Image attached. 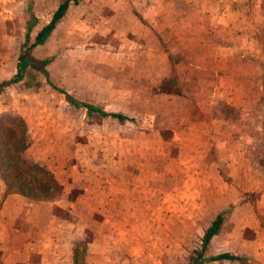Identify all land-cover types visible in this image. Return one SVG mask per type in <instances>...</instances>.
<instances>
[{
	"label": "rangeland",
	"instance_id": "rangeland-1",
	"mask_svg": "<svg viewBox=\"0 0 264 264\" xmlns=\"http://www.w3.org/2000/svg\"><path fill=\"white\" fill-rule=\"evenodd\" d=\"M61 1L63 0H0V39L5 41L2 43L5 51L0 54V67L4 71L13 61L16 62L13 57L17 56L18 46L23 45L24 49L32 42L36 32L48 23L53 9ZM130 1L135 2L113 1L118 2L120 8V21L111 24V29L118 31V38L103 40L104 45H101L105 49L104 56L98 58L95 53L84 52L85 48L94 44L90 39L82 44L71 41L80 39L82 34L90 38L89 32L92 31L89 25H93L92 22L89 19L81 21L88 3L95 5L111 3L112 0H86L85 3L79 2L76 5L69 3L64 13L67 19L63 15L62 24L54 27L50 34L58 29L44 46L46 53L53 50V56L47 58L53 59L54 54L58 56L44 70L49 74L52 68L54 75L48 80L60 87L65 86L66 70L72 74L73 80L69 82L77 83L86 79L95 82L99 70L96 68L103 66L104 74L99 75L104 77L105 103L113 100V91L115 96L119 92L120 98L115 97V100L120 102L121 110L117 113L126 117L127 121L117 122L111 118H102L95 112L88 113L83 124L88 132L82 134L81 130L78 131L73 154H69L66 149L70 142L65 137V132L59 125L48 124L49 132L42 133L45 142L37 141L39 146L35 149L50 153L48 157L55 163L54 166L67 168L73 164L77 170L92 169L93 172H87L90 179L100 176L107 178L103 166L107 169L106 172L111 169L113 177L123 182L137 179L136 188H130L136 194V221L134 218H126L128 215L122 210L127 207H122L125 201L117 199L115 207H107L110 211H106L109 216L106 221L109 220L107 226H110V232H106V236L111 239L106 238L102 242L107 246L104 249L107 260L120 258V250H115V246L119 243L118 246L123 247L121 242L128 239V228L134 226L135 221L134 237L137 243L133 244L136 250L132 254L127 252L129 258L136 264H144L145 259H151L156 264H185L193 255L192 251L198 250L202 234L214 216L225 213L218 231L220 237L215 239L211 247L207 245L204 256L228 253L244 261L221 264H264V87L260 83L264 79V73L258 74V59L255 57L257 43L249 41L244 44V39L238 38V27H232V32H228V28L207 25V21L213 24L217 20L214 13H217L215 9L218 5L228 2L233 5L229 19L232 18L236 23L244 20L241 8L248 4L244 15L254 21L257 14L252 6H261L264 0H192L209 8V11H200L197 7L199 10L195 12L202 13L199 20L204 22L203 25L183 29L185 39L193 40L185 44L191 48L194 46L199 51L197 58L193 59L178 54L183 48L182 44H176L175 35H172L170 43L161 45V38L154 31L153 41L148 42L146 38V42L141 43L142 47H137L135 41L137 38V44L138 41H143V37L139 36L144 35L146 27L134 25L127 19L129 11L126 6ZM151 3L154 10L158 9L165 14L168 23V20L176 19L179 9L186 2L151 0ZM95 12H90L94 18L97 14ZM210 14L212 15L209 16ZM27 22L32 23L28 32ZM174 23L176 22L169 21L168 24ZM166 29L174 34L179 30L175 27ZM133 32H137L138 37ZM26 33L27 41L24 40ZM224 36L232 38L237 49L240 48V53L244 51V57L250 54L247 63L235 58L222 67L218 56L222 53L220 45L224 41L219 42L225 39ZM152 48L154 52V48L167 52V64L162 67L160 59L154 57L153 73L149 74V59L143 54ZM13 49L15 54L12 53ZM31 51L32 49L28 52L29 55ZM214 54L216 59H210ZM241 56H238L239 59ZM40 62L32 59L27 65L36 69L42 67ZM192 63L198 68L190 65ZM233 66L249 68L254 73L250 72L247 76H240L239 73L233 78L230 75L224 77L207 73L208 69L211 72L214 69L223 72L225 67ZM86 69L91 71L87 77L84 75L87 71L81 74ZM25 72L26 84L42 91L48 88L43 77L32 69L27 68ZM181 73L193 74V86H197L195 91L188 90L186 96L182 95L181 90L189 84L181 80ZM247 77L250 87L245 92L253 102L246 110L226 105V98L244 100V90L232 91L228 86H246ZM162 89L176 91V94L165 93ZM10 93L8 98L12 100L14 92ZM44 97L51 98L49 91ZM102 108H105L104 112L111 113L109 110L112 107L106 105L100 109ZM185 115L198 120L199 116H205L206 121L188 123L189 132L185 136L176 132L177 136L171 139V127H176L177 119ZM212 118H227L231 128L225 122L214 123ZM74 124L78 125L77 122ZM208 130H215L212 139L207 136ZM58 150H66V153L58 155ZM116 164L117 170L114 169ZM111 172L109 176L112 178ZM76 173L79 177L80 173ZM73 194V191L63 193L61 199L56 200L65 202L72 199ZM122 196L127 198L128 194L122 193ZM144 203L146 205L143 208L139 207ZM53 213L60 214L59 207L54 208ZM115 213L122 217L112 218L111 214ZM88 236L90 240V234ZM82 250L81 246L76 249L79 257L75 264H82ZM36 260L37 258H31L28 264H37Z\"/></svg>",
	"mask_w": 264,
	"mask_h": 264
},
{
	"label": "crops",
	"instance_id": "crops-1",
	"mask_svg": "<svg viewBox=\"0 0 264 264\" xmlns=\"http://www.w3.org/2000/svg\"><path fill=\"white\" fill-rule=\"evenodd\" d=\"M113 1L114 0H112L111 3H96L95 5H90L88 3L86 10L81 15L82 22H84L83 19H89L93 24L89 25L92 31L89 32L90 38H88L85 34H82L81 36L78 35L80 36V39L75 38L71 42L82 44L83 42H88V39H90L91 42H94L92 46L85 48L84 52L86 54L95 53V55L100 58L101 56H104L105 53V49L101 45L104 43L103 40L105 41L110 37H114L113 40L118 38V31L115 28L112 30L111 24L116 21H120L118 20L120 19V16L118 15V10H120V8L119 3ZM183 1L186 3H184L182 8L179 9V15L176 19L174 17V21L173 18L172 20H168V23L169 21L176 22L174 24L166 23L167 20L165 14L156 8V10H154L151 0H135V2L130 1V3L126 6V10L129 11L127 19H129V21L134 25H143L146 27L144 35L139 36L143 37V41H138L139 43L137 44V38L135 45L137 47H142L141 43L146 42V40H144L146 38L148 42L153 41L152 35L154 31L161 38V45L166 42L170 43L172 35H175L176 44H182L183 48L180 52H178V54L180 53L184 56H188L190 59L195 58L199 51L194 46L191 48L190 45L185 44L192 42L193 40L188 41L185 39L183 29L184 27H195L199 24L203 25L204 22L199 20L201 18L200 14L202 13L195 12L199 9L200 11L203 9L209 11V8L206 9L195 1L192 2V0ZM81 2L83 4L86 0H82ZM216 6L217 4L215 7ZM247 6L248 4L242 6L241 8L244 20H239L240 22L236 23L234 20H231L232 18H228L229 14H232L233 12V5L231 2H228V4L225 5H218V8L215 9L217 13H214V17H216L217 20H215L213 24H209L207 21V25L225 27L228 28V32H232V27H238V38L240 37L242 40L244 39V44L249 41H251V43L252 41H255L257 43L255 57L258 59V74H263L264 4H261V6L257 4V7L255 5L252 6V8H255L254 10L257 14V17L254 19L255 22L245 16ZM197 7H199V9ZM93 10L97 13L95 14L96 18L90 14ZM211 15L212 14L209 16ZM209 18H207V20ZM62 19L63 18H61L55 26L59 27V25L62 24ZM64 19H67L66 14L64 15ZM82 24L83 23H81V25ZM166 27H175L179 30L174 34L172 31H168ZM55 31L48 35L42 44L35 46L32 49L31 54L28 55L30 60L34 59L38 62L41 61L40 65H42V62L46 61L42 67H37L35 69L34 67L26 65L22 72V78L16 84H8L6 86L2 84H5L15 73L16 62L13 61L12 65H10L6 71L0 67V85H2V87H0V118H18L24 122L27 145L22 156L32 163L45 164V168L51 173L54 181L60 188L59 194L54 199L50 201H34L15 194H4V187L0 181V264H28L31 262V258H37V264H75L73 258L74 253L75 258L79 257L78 252H75L78 246H81L83 249L81 256L82 264H136L135 261L128 257L127 252L128 254L134 253L136 248L133 243H137V240L134 237L136 233V229H134L136 228L135 221L137 220L136 217L134 218V206L137 205L135 201L136 194L133 193L132 189H130L131 187L136 188L137 179L132 178L131 181L125 180L127 182V185H125V181L123 182L122 180H118L113 177L111 169H108V172H106L107 169L105 166H103V170L105 171V175L108 176L107 178L100 176L90 179L87 172H93L92 169L84 170L81 168L77 170L73 164H70L67 168L54 166L55 163L50 161L51 158L48 157V154L50 153H44L40 149H35V147L37 148L39 146L37 141L40 143L45 142L44 135H42V133L46 134L49 132L48 124H55L59 125V128L65 132V137L67 136V138H69L70 143L66 146V149L69 154H73V145H76L75 141L78 140V131L81 130L82 134L88 132V129L85 131L83 124L86 121V115L90 112L81 106H91L104 112L105 108H100L107 105L112 107L109 111L115 114H120L117 112H120L121 110L120 102L115 100V97L118 99L120 98L119 92L115 96V93L112 90L113 100L107 104L105 103L106 95L103 84L104 77L102 76L104 74L103 66L96 68L99 70L97 71L95 82H92L90 79L82 80L77 83L69 82L73 79L71 72H68V70H66V83L64 88L48 80L53 77V70L51 68L48 74V72L44 70V67L58 56L54 54L53 59L47 58L50 55L53 56V50L46 53L47 49L44 46L51 40V35H53ZM133 33L136 37H138L139 34L137 32ZM226 37L224 36L223 38L225 39H221L219 42L221 43V41H224V43H221L220 45L222 46V53L218 56V60L222 62V67L226 65L229 60L234 61L235 58L236 60L242 59L247 63L250 54L244 57V51H241L240 53V48H238L239 50L237 49L236 44L232 41V38L227 39ZM196 38H198V36ZM249 38L252 40H248ZM4 42V40L0 39V54L1 51H5V47L2 45ZM160 48H162V46H160ZM241 48L243 49V47ZM154 50L155 52L152 48V50L146 51V53L143 54L147 59H149V74L153 73L154 57L160 59L162 67L167 64V52L164 53L162 49L159 50L158 48H154ZM9 53L11 57V52ZM12 53L15 54V49H13ZM240 54L242 56L239 59L238 56H240ZM13 58L15 60L16 57L14 56ZM212 58L215 60L216 54L210 56V59ZM190 65L194 64L192 63ZM194 66L195 68H198L197 65ZM220 66L221 65L219 63V67ZM222 67L220 68L222 69ZM27 68L32 69V71L36 72V74L43 77L46 85L48 86L45 91L39 90V88L36 89L32 85L30 86L25 83V78L27 76L25 70H27ZM83 71H87L84 72L86 77L88 72H91L86 69L82 70L81 74ZM198 71L200 70H197V72ZM250 72L254 73V70L234 66L230 68L225 67L223 72L217 69H214L212 72L209 69L207 70L208 74L216 76L220 74L221 76L224 75V77L230 75L232 78L238 76L239 73L240 76H247ZM99 73L102 75H99ZM172 74L174 75V72H172ZM188 74L190 77H188ZM188 74H182L181 77L182 81L189 84L188 87H184V90H181L183 96H186V92L188 90H197V86H193L195 81L193 74ZM246 81V86H228L229 90L232 91L244 90V100L239 101L233 97L229 99L226 98V105L246 110V107L253 102V100L250 99L249 95H246L245 92V90L250 87L248 77L246 78ZM260 83L264 87V79H261ZM231 84L232 83H230V85ZM21 87L22 90H20ZM48 91L51 98L44 97L45 93ZM10 92H14V99L12 100L8 98V94H11ZM66 97L72 99L80 107L72 106L66 101ZM256 102H258V100ZM15 103L17 105H14ZM198 118L200 122L206 121L205 116H202L201 118L199 116ZM212 119L214 123H217L218 121L225 122L226 125L229 124L228 126L231 128L230 122L227 118H222L221 120H216L215 118ZM199 120L194 119L193 116L190 115L182 116L180 119L178 118L176 121V123L178 122V125H176V127L174 125L171 127V139L174 138V136H177L178 132L182 133V135L187 134L189 132L187 127L188 123H194L196 121L199 122ZM76 122L78 125L74 124ZM214 131L215 130L207 131L208 138H213L212 133H214ZM63 153H66V150L65 152L60 150L56 152L58 155ZM117 167L118 165L116 164L114 169L117 170ZM76 172L80 173L79 177ZM110 172L112 173V178L109 176ZM69 191L74 192L72 199H68L65 201L66 203L62 200H56L57 198L61 199V195ZM122 193H127V198L122 196ZM117 199L125 201L122 207H127L122 208V210L124 213H127L128 216H126V218L129 220L130 218H134L135 221L134 226L128 228V239L122 240L121 242L123 247H119V243L115 246V250H120V258L107 260L106 253L104 252V249L107 246L102 243L103 240H106V238L111 239L110 236H106V232H110V226H107L109 220L106 221V218L109 216L106 215V211H110L107 208L108 206L115 207ZM144 205H146V203L141 204L139 207L143 208ZM56 207H59L60 214L53 213V209ZM111 217L120 218L122 216L115 213L114 215L111 214ZM89 234L91 238L90 240L88 236ZM219 237L218 233L214 235L208 242V246L211 247L215 239H219ZM146 245L147 244H145V247H147ZM225 262L229 261H213L204 264H221ZM144 264L156 263H154L151 259H145Z\"/></svg>",
	"mask_w": 264,
	"mask_h": 264
},
{
	"label": "trees",
	"instance_id": "trees-1",
	"mask_svg": "<svg viewBox=\"0 0 264 264\" xmlns=\"http://www.w3.org/2000/svg\"><path fill=\"white\" fill-rule=\"evenodd\" d=\"M81 0H63L53 13L49 22L41 27L34 35L32 42L23 49V45L17 48L15 63V73L9 80L2 84H16L22 78V72L27 63L30 62L28 52L35 46L44 42L45 38L54 29L56 23L64 15L69 3L76 5ZM32 19V15L30 16ZM32 23H26V32L30 30ZM28 34L24 36L27 41ZM46 61L42 62V65ZM0 85V87H2ZM162 91H164L162 89ZM165 93L176 94V91L165 90ZM68 103L74 107H80L69 97L65 98ZM88 112H95L102 118H111L117 122L127 121V118L115 113L102 112L91 106H81ZM25 124L21 119L3 117L0 118V181L4 187V194H15L34 201H50L54 199L60 191L59 186L54 181L51 173L40 163H32L26 160L22 155L26 149ZM225 213L214 216L208 227L204 230L198 250L192 251V256L185 264H204L213 261L243 262L244 259L220 253L214 256L205 257L204 252L210 239L219 231ZM73 261L75 263V253Z\"/></svg>",
	"mask_w": 264,
	"mask_h": 264
}]
</instances>
